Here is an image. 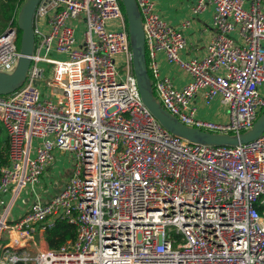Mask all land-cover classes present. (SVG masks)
Masks as SVG:
<instances>
[{
  "label": "built area",
  "instance_id": "obj_1",
  "mask_svg": "<svg viewBox=\"0 0 264 264\" xmlns=\"http://www.w3.org/2000/svg\"><path fill=\"white\" fill-rule=\"evenodd\" d=\"M135 1L160 105L204 131L251 128L264 109V0H196L193 13L212 9L213 33L203 55L189 58L182 57L189 20L175 27L153 0ZM33 31L22 86L0 95L9 136L0 264H264V131L230 146L165 129L141 100L120 0H39ZM160 54L189 81L178 87L162 73ZM18 57L9 24L0 34V72H12ZM198 94L204 105L217 99L226 118L197 116ZM57 152L72 155L73 170L48 193L41 183ZM23 195L30 205L13 217ZM57 215L76 226V237L53 249L43 240Z\"/></svg>",
  "mask_w": 264,
  "mask_h": 264
},
{
  "label": "water",
  "instance_id": "obj_2",
  "mask_svg": "<svg viewBox=\"0 0 264 264\" xmlns=\"http://www.w3.org/2000/svg\"><path fill=\"white\" fill-rule=\"evenodd\" d=\"M39 0H24L17 15V28L20 30L19 57L14 70L0 72V95L9 94L22 86L31 63L35 35L33 16ZM126 16L130 38L133 70L137 88L143 104L157 121L169 132L190 142L211 145H237L249 142L264 131V111L256 118L251 128L235 135L218 134L189 127L178 121L155 99L146 65L145 38L141 16L135 0H120ZM62 188V187H61ZM57 218L59 215L56 216ZM38 238V235H36Z\"/></svg>",
  "mask_w": 264,
  "mask_h": 264
},
{
  "label": "crops",
  "instance_id": "obj_3",
  "mask_svg": "<svg viewBox=\"0 0 264 264\" xmlns=\"http://www.w3.org/2000/svg\"><path fill=\"white\" fill-rule=\"evenodd\" d=\"M153 2L159 15L175 27H180L184 20H189V26L183 29V33L187 40V47L183 51L182 57L189 58L202 56L204 47L213 33L211 25L212 9L207 7L199 13H193L191 9L196 0H153ZM234 36L238 37L236 33ZM157 60L161 72L169 75L176 86L180 87L189 81V76L177 67L167 64L163 55H158ZM261 91L264 93V83L261 86ZM193 101L197 116L212 120H222L226 118V109L220 105L217 99L210 105H204L201 94H198ZM70 155L66 152H57L55 154V161L49 166L43 176V182L41 185H43L44 188L48 187L52 192H57L63 186L57 188V184L52 185L51 176L54 173L52 170L55 169L52 167L55 166V162H61L60 170L62 169L61 171H64L65 168L70 166L67 164ZM17 202H19L20 209L15 212L14 216L20 215V213L28 208L30 205V199L27 198L26 195H23ZM43 243L46 244L47 242L43 240ZM29 250H34V248L32 247V249L30 248Z\"/></svg>",
  "mask_w": 264,
  "mask_h": 264
},
{
  "label": "trees",
  "instance_id": "obj_4",
  "mask_svg": "<svg viewBox=\"0 0 264 264\" xmlns=\"http://www.w3.org/2000/svg\"><path fill=\"white\" fill-rule=\"evenodd\" d=\"M24 0H0V34L11 24L17 27V15ZM121 9L124 13L122 2ZM125 15V14H124ZM126 21V16H125ZM2 27V28H1ZM20 30L17 28V44L19 45ZM9 160V136L0 122V165H5ZM76 237V226L65 219L56 218L52 227L44 232V239L50 248L56 249L67 240ZM16 264H23L22 262Z\"/></svg>",
  "mask_w": 264,
  "mask_h": 264
},
{
  "label": "rangeland",
  "instance_id": "obj_5",
  "mask_svg": "<svg viewBox=\"0 0 264 264\" xmlns=\"http://www.w3.org/2000/svg\"><path fill=\"white\" fill-rule=\"evenodd\" d=\"M2 28V27H1ZM42 90L44 91V93L46 94L47 92V87L45 84L41 85ZM52 99H54V97H52ZM264 111V109L259 113V115ZM68 155H70L69 153H67ZM73 162H74V158L70 155V157H68V162L67 164L70 165L68 168H65L64 171L60 170L61 167V162L60 163H56L55 162V166L52 168V171H54V173L52 174V185L53 184H57V188H60L63 184H65L67 182V180L69 179L70 175L72 174V170H73ZM49 188H47L48 190ZM56 189V188H55ZM48 193H52L51 190L48 191ZM18 201V200H17ZM15 202L13 209H12V213L11 215L14 217L15 212L18 211L20 209V205L19 202Z\"/></svg>",
  "mask_w": 264,
  "mask_h": 264
}]
</instances>
